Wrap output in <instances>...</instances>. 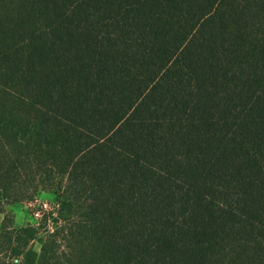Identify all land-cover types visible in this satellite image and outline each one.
Listing matches in <instances>:
<instances>
[{"label":"trees","instance_id":"1","mask_svg":"<svg viewBox=\"0 0 264 264\" xmlns=\"http://www.w3.org/2000/svg\"><path fill=\"white\" fill-rule=\"evenodd\" d=\"M0 215V264H264V0H0Z\"/></svg>","mask_w":264,"mask_h":264},{"label":"rangeland","instance_id":"2","mask_svg":"<svg viewBox=\"0 0 264 264\" xmlns=\"http://www.w3.org/2000/svg\"><path fill=\"white\" fill-rule=\"evenodd\" d=\"M57 208L56 202L52 195L48 193L41 194L35 201L24 204H14L7 208L9 215L13 216L16 227H24L27 225L39 226L43 223L45 214L55 212ZM4 216L0 215V228L2 226ZM45 230H51L53 224L51 222L45 225ZM36 250H40L39 244L35 246Z\"/></svg>","mask_w":264,"mask_h":264}]
</instances>
